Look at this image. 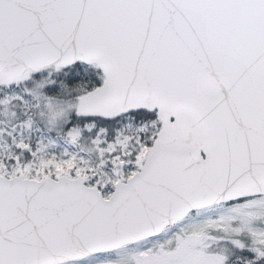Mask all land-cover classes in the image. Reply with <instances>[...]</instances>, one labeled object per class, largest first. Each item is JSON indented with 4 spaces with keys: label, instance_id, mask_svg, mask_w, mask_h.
I'll return each instance as SVG.
<instances>
[{
    "label": "snow or ice",
    "instance_id": "6c2138e0",
    "mask_svg": "<svg viewBox=\"0 0 264 264\" xmlns=\"http://www.w3.org/2000/svg\"><path fill=\"white\" fill-rule=\"evenodd\" d=\"M264 264V0H0V264Z\"/></svg>",
    "mask_w": 264,
    "mask_h": 264
},
{
    "label": "rangeland",
    "instance_id": "374dc122",
    "mask_svg": "<svg viewBox=\"0 0 264 264\" xmlns=\"http://www.w3.org/2000/svg\"><path fill=\"white\" fill-rule=\"evenodd\" d=\"M87 264H97V262H96L95 258H89V260L87 261ZM126 264H131V255L130 254L127 256Z\"/></svg>",
    "mask_w": 264,
    "mask_h": 264
}]
</instances>
